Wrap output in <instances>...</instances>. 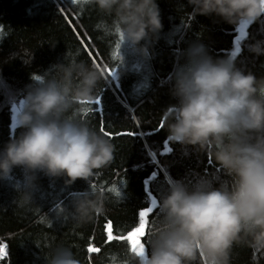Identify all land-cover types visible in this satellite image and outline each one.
Returning a JSON list of instances; mask_svg holds the SVG:
<instances>
[{"label":"clouds","instance_id":"9594fccd","mask_svg":"<svg viewBox=\"0 0 264 264\" xmlns=\"http://www.w3.org/2000/svg\"><path fill=\"white\" fill-rule=\"evenodd\" d=\"M187 3L192 6L190 17L213 15L229 24L252 22L264 14V0ZM71 7L95 9L99 18L94 30L120 41L119 63L123 45L150 58V44L162 28L157 0H75ZM48 44L55 47L56 42ZM248 48L264 54V41ZM33 55V49L22 47L5 62L19 58L30 65ZM181 55L183 62L174 66L169 88L176 103L161 116L167 140L208 155L228 179L216 186L204 178L171 180L158 200H151L158 210L148 216L143 248L127 242L123 251L106 252L105 264H231L234 246L264 255V76L236 67L231 54L213 58L200 41L191 42ZM78 56L79 49L68 50L66 62L53 64L50 73L31 75L13 120L22 130L0 148V180L13 168L22 169L24 180L15 201L21 207L33 205L37 172L62 177L65 185L84 180L89 188L73 194L71 210L55 208L58 219L83 227L107 216L110 196L123 199L125 181L110 193L92 187V178L113 163L116 145L81 115L92 112L99 85L108 75ZM136 226H117L116 231ZM45 256L46 264H81L72 246L62 242L50 246Z\"/></svg>","mask_w":264,"mask_h":264},{"label":"trees","instance_id":"16d2710c","mask_svg":"<svg viewBox=\"0 0 264 264\" xmlns=\"http://www.w3.org/2000/svg\"><path fill=\"white\" fill-rule=\"evenodd\" d=\"M157 4L162 28L150 44V58L143 59L123 45V62L119 63V54L112 56L118 51V38L102 37L94 30L99 18L94 8L77 11L71 0H0V148L22 130L11 129L12 111L5 98L15 95L21 103L33 73H50L53 64L66 62L68 50L79 49L78 59L95 62L108 75L99 85V102L92 104L90 114L81 115L116 145L113 163L92 178V186L109 193L125 181L123 199L116 201L110 196L107 202L110 211L106 217L115 229L137 225L139 210L151 206L152 199L158 200L171 180L196 182L204 178L216 186L220 179H228L208 155L194 151L191 145L168 141L161 126L163 111L176 103L169 88L174 66L183 62V50L200 41L213 58L231 54L236 67L264 76V54L256 55L248 48L264 41V14L243 31L248 21L229 24L213 15L190 17L192 6L187 0H157ZM53 42L55 47H50L48 43ZM22 47L34 50L30 65L19 58L5 62L11 52ZM23 180L19 167L0 180V242L7 252L0 264H46L45 253L58 242L72 246L81 264H105L106 252L124 250L127 241L105 243V217L77 227L70 219L55 216L56 207L71 210L73 194L89 188L84 180L65 185L62 177L37 172L33 205L21 207L15 201ZM152 209L155 215L158 209ZM126 233L115 231L114 235ZM89 244L100 252L89 253ZM231 264H264V255L234 246Z\"/></svg>","mask_w":264,"mask_h":264},{"label":"snow or ice","instance_id":"6c2138e0","mask_svg":"<svg viewBox=\"0 0 264 264\" xmlns=\"http://www.w3.org/2000/svg\"><path fill=\"white\" fill-rule=\"evenodd\" d=\"M71 3L74 4L75 0H71ZM120 46L119 39L116 41L115 48L118 50ZM118 54V51H113L112 56L115 58ZM111 74V73H110ZM97 102H99L97 100ZM163 125V122H161V126ZM131 134V133H127ZM107 135V133H105ZM167 150V149H166ZM92 187H95L94 185ZM116 186H113L110 191L115 190ZM153 209L151 206L141 208L138 212V223L137 226L134 227L132 230L128 231L126 234L123 235H114V232L116 229L114 228L113 221L107 217H105V223L103 225L104 232L106 234V241L110 242L113 240L117 241H127L131 247L135 248L138 244L140 248H143V242L141 240V237L145 235V226L147 223V218L150 213H152ZM87 251L89 253H99L100 249L98 247H94L93 244H89ZM7 254L6 252V246L3 244V242H0V258H3Z\"/></svg>","mask_w":264,"mask_h":264},{"label":"rangeland","instance_id":"374dc122","mask_svg":"<svg viewBox=\"0 0 264 264\" xmlns=\"http://www.w3.org/2000/svg\"><path fill=\"white\" fill-rule=\"evenodd\" d=\"M17 96L12 95L11 96H7V98H5V103L10 107V111H12L13 107H18L20 105V100L17 101L16 100ZM13 114V111H12Z\"/></svg>","mask_w":264,"mask_h":264},{"label":"water","instance_id":"95a60500","mask_svg":"<svg viewBox=\"0 0 264 264\" xmlns=\"http://www.w3.org/2000/svg\"><path fill=\"white\" fill-rule=\"evenodd\" d=\"M17 108H18V107H13V109H12L13 114H12V119H11V129H14L15 127H17V126L14 124V122H13V120H14V114H15Z\"/></svg>","mask_w":264,"mask_h":264},{"label":"bare ground","instance_id":"6f19581e","mask_svg":"<svg viewBox=\"0 0 264 264\" xmlns=\"http://www.w3.org/2000/svg\"><path fill=\"white\" fill-rule=\"evenodd\" d=\"M249 24H250V22L245 23V24L242 26L243 31L246 29V27H247ZM243 31H240V32L243 33Z\"/></svg>","mask_w":264,"mask_h":264}]
</instances>
